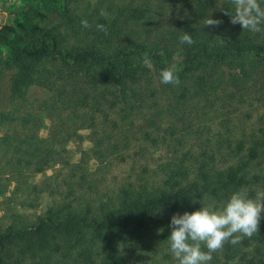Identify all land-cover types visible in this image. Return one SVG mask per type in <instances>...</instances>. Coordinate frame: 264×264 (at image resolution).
Here are the masks:
<instances>
[{
  "label": "rangeland",
  "instance_id": "374dc122",
  "mask_svg": "<svg viewBox=\"0 0 264 264\" xmlns=\"http://www.w3.org/2000/svg\"><path fill=\"white\" fill-rule=\"evenodd\" d=\"M260 2L264 7V0ZM225 10L234 12L231 0H0V30L5 24L12 25L20 35L19 44L25 46L32 26L36 25L42 31H53L64 47L86 43L104 45L107 40L109 52L117 54L123 45L130 47L133 42L149 46L157 42L171 47L166 40L159 39H168L166 32L180 29L182 24L202 29L211 40L228 41L242 34L257 39L263 37L264 32L253 33L243 30L239 24H231ZM102 11L108 14L107 18L101 15ZM210 16L223 23L218 27L204 26ZM83 19L88 20L90 28L82 27ZM186 21L190 22L183 23ZM98 24L107 27L106 34L96 28ZM162 54L165 61L168 54ZM13 57L12 48L0 43L1 225L8 221L2 217L3 211L17 209L16 199L24 197L19 195L21 191L1 193L8 183L6 175L15 168L25 171L27 181L42 189L31 199V206L22 208L24 215L31 219L52 204L55 196L49 194L51 189L61 186L62 191L66 190L62 178L74 171L89 174L91 181L82 186L87 198L95 199V196L113 195L122 187L138 185L156 173L160 176L181 159L187 166L194 167V171L201 162L208 161L209 167L244 162L246 169L258 179L235 190L229 189L225 198L205 195L202 206L214 203L220 207L233 192L241 189L247 190L253 198L257 191H264L262 63L245 76L232 59L223 61L224 64L214 69L210 80L215 85L208 90L195 93V78H189L187 85L191 86L183 97L167 92L156 106L151 103L133 108L119 97L117 85L94 87L84 80L77 85L70 82L65 87L32 84L25 95L13 99L10 97L15 72ZM252 57L253 54L244 56L242 61L247 63ZM142 62L146 64L145 60ZM146 65L152 73L156 72L150 60ZM46 67L53 71V65L47 63ZM108 87L115 94H110ZM6 112L15 115L17 120H3L1 113ZM7 134L40 141L53 151L55 165L49 164L40 173H28L29 166L15 163L18 154H11L15 140L11 137L5 144ZM256 147V157L251 158V148ZM193 175L194 172L189 174L191 178ZM88 185L98 187L99 191L87 190ZM7 215L5 210L4 216ZM169 224L155 232H140L146 241L139 246L131 245L133 239L126 236L122 258L131 264L143 261L178 264L170 251L168 237L172 229ZM202 248L207 251L206 247ZM212 256L210 264H236L246 259L259 264L257 261H264V246L253 237H245L236 245L226 243Z\"/></svg>",
  "mask_w": 264,
  "mask_h": 264
},
{
  "label": "trees",
  "instance_id": "16d2710c",
  "mask_svg": "<svg viewBox=\"0 0 264 264\" xmlns=\"http://www.w3.org/2000/svg\"><path fill=\"white\" fill-rule=\"evenodd\" d=\"M181 26L166 32L168 39H159L161 42L166 40L171 47L157 42L150 46L133 42L130 47L123 45L117 54L109 52L107 40L104 45L86 43L64 47L53 31H42L36 25L28 34L27 44L21 46L20 35L12 25L5 24L0 30V43L9 45L15 55L10 97L21 98L32 84L65 87L70 82L77 85L84 80L94 87L117 85L119 97L133 108L151 103L156 106L158 99L167 92L178 93L180 97L186 95L191 86L187 85L189 78H195V93L213 87L214 69L224 64L223 61L232 59L245 76H249L257 64L264 65V35L260 39L242 34L228 41L211 40L200 28L190 24ZM184 32L191 34L195 41L192 45L180 43ZM166 52L164 61L162 53ZM145 53L154 65L155 73L142 62ZM250 54L254 57L244 63L242 59ZM47 63L53 65V71L46 67ZM173 63L179 69L180 84H161L160 71ZM108 89L110 94H115ZM70 101L68 98L67 102ZM1 116L3 120H17L9 112L1 113ZM11 137L15 140L11 154H18L15 163L29 166L32 171L28 173H40L49 164L55 165L53 151L40 141L7 134L5 144ZM256 151L257 147L251 148V158L256 157ZM184 162L181 159L180 163H174L168 172L162 173L163 177L156 173L138 185L122 187L113 195L95 196V199L87 198L82 186L91 181L89 174L77 173L71 166L74 173L62 178L66 190L62 191L61 186L51 189L49 194L55 196L52 204L32 219L24 215L22 208L31 206V199L34 200L42 189L27 181L25 171L15 168L6 175L8 183L1 193L21 191L19 195L24 197L16 199L17 209H5L7 216L3 211L2 217L8 221L6 225L0 224V264H131L122 258L120 249L126 236L133 239L131 245L139 246L146 241L140 232L146 234L165 227L174 213L198 210L205 195L225 198L229 189L235 190L258 179L246 169L244 162L226 167H209L208 161L201 162L196 171ZM87 190L99 191L98 187L90 185ZM253 238L264 246V218L260 221V232ZM261 260L257 262L264 264ZM139 264L151 263L143 261ZM236 264L254 262L246 259Z\"/></svg>",
  "mask_w": 264,
  "mask_h": 264
},
{
  "label": "clouds",
  "instance_id": "9594fccd",
  "mask_svg": "<svg viewBox=\"0 0 264 264\" xmlns=\"http://www.w3.org/2000/svg\"><path fill=\"white\" fill-rule=\"evenodd\" d=\"M234 12L224 11L230 16V23L239 24L243 30L253 33L264 32V7L260 0H231ZM107 18V13L102 11ZM223 23L211 16L204 21V26L218 27ZM83 28H90L87 19L81 20ZM99 31L107 33L103 24L96 25ZM195 41L191 34L184 32L180 37L181 44L192 45ZM223 42V41H222ZM148 63V54H144ZM179 69L175 63L162 69L159 73L161 84L178 86ZM264 218V191H257L251 197L247 190L241 189L231 194L220 207L214 203L201 206L191 213H176L171 217L168 237L170 251L178 264H210L212 254L223 249L226 243L239 244L243 238H251L260 232V221ZM206 247L207 251L203 250ZM123 244L120 245L123 254Z\"/></svg>",
  "mask_w": 264,
  "mask_h": 264
}]
</instances>
